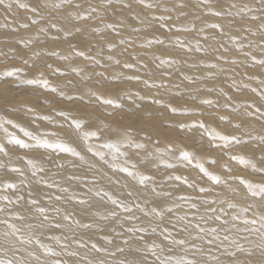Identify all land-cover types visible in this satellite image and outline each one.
<instances>
[{"label":"bare ground","instance_id":"obj_1","mask_svg":"<svg viewBox=\"0 0 264 264\" xmlns=\"http://www.w3.org/2000/svg\"><path fill=\"white\" fill-rule=\"evenodd\" d=\"M208 3H204V0H144L143 4L140 0H111V3L108 0H71L70 3H63L62 0H5L4 4L0 5V55H2L0 78L8 72H13L14 75H11L12 78L7 81V85L11 84L10 80L27 82L31 79L47 80L49 84L47 89L35 84L37 88L31 90L30 87L34 84L27 82L28 87L23 84L25 89L23 93L21 91L20 96L11 95L14 89L7 85L0 86V118L5 121L12 119L15 125L20 126L16 127L17 131L22 127L35 136H38L35 132L38 133L39 128L49 136L55 133V137L50 136L55 138L54 141H51V138V142L63 141L70 144L84 157L81 160L79 156L70 154L73 157L66 156L68 158L61 159L57 156V152V155L55 152L49 153L50 150L47 151L46 148L43 149L49 154L39 149L35 152L33 150V153L28 150L30 154L26 153L28 151L20 154V150L7 147V143L10 141V134L24 140L21 136L23 133L20 131L18 133L10 125L4 124V127L0 128V144L5 147L7 155L0 153V165H3L0 167V183L8 182L9 179L14 181L12 178L20 179V184H17L21 186L18 189L21 191L18 193L17 190L16 193L10 189L7 192H0V196L7 195L10 199H15L18 195H24L27 201L29 199L27 193L31 190L32 198L39 200L38 206L47 208L48 215L55 220H62V214L69 212L73 213L74 219L80 220L81 223L95 221L103 227V232L97 228L82 229L74 224L72 225L74 231H67L66 228L48 229L42 232L31 230V234L39 236L42 243L49 244L57 251L60 250V245L47 237L67 236L69 239L67 241L62 239L61 242H67L72 250L78 252V256L63 255L61 259L66 264H88L89 261L92 264H100L101 261L104 264H120V261L125 259L139 260L141 256L130 249L143 247L144 243L152 241L164 243L160 235L161 229L168 227L173 230L170 221H173L177 214L189 213L190 217L194 214L197 219L200 215H205L207 224L204 221L200 223L209 228L221 226V221L208 217L220 215L223 219L230 220L232 213L239 209H230L226 203H220L221 200L248 207L247 215L250 219L259 220L260 216H264V199L252 197L247 193L244 185L240 184L239 179L260 184L264 183V173L253 171L250 165L245 166L238 160L232 159L233 156L244 157L255 163L258 169L264 168V139H261L264 138V95H262L264 71L261 69L264 65L257 64L253 60V57L256 60L264 59V0H209ZM9 4L12 5L10 8L7 7ZM57 4L60 7H56ZM76 4L80 7L76 8ZM149 4L152 7H148ZM233 4L236 5L235 8L232 7ZM26 8L28 11H25ZM33 8L37 11L33 12ZM93 8L96 9L95 12L92 11ZM216 11L230 16L233 21H228L230 17L227 19L225 16L226 18L220 19L209 15ZM85 16L91 18L86 20L77 18ZM160 16L171 19L159 20ZM254 16L260 19L252 23L247 21V17ZM52 23H56L62 31L52 28ZM110 24L113 25L112 28L108 27ZM212 24L221 25L223 31L210 27ZM180 26L187 30L175 33L177 28H181ZM51 29L56 30L59 37H62L63 33L64 35L67 32L72 33L60 38L62 41H56L50 38ZM115 33H118V36ZM240 44H243V47H240ZM78 51H83L85 56L76 55ZM213 54L214 57L211 56ZM65 56L68 59H63ZM185 58L190 60L187 61ZM161 61H169L176 65V72L169 75L168 73L174 70L168 71L169 63H161ZM156 62L160 63L159 67ZM126 64L132 65L130 70L124 66ZM207 64L216 67L210 72L207 71L209 69ZM252 67H256V70L249 69ZM131 69L138 72H133ZM59 72L63 73V76L60 74L62 78L57 75ZM83 74H85L84 78ZM128 77H139V79H128ZM209 77H214V82L210 81ZM232 77L238 78L235 80L236 85L233 84ZM74 80L77 81L76 85L79 84L77 88H80H76ZM78 80L82 82L78 83ZM146 81L148 83H145ZM153 83L165 86L149 87V84ZM20 87L21 85L19 89ZM52 88L56 91H52ZM209 89L212 93H207ZM254 89L256 91H253ZM76 95L78 99L72 97ZM68 97L73 99L68 103L62 100ZM98 97L112 99L114 103L102 106V99ZM225 97H230L229 100L233 104ZM48 98L49 102H47ZM83 100H87L88 103L87 101L84 103ZM204 100H211L213 103L208 105L203 103ZM96 101L99 109L90 105L91 102ZM137 104L140 106H138L140 114L137 110H132ZM6 105H12L14 109L7 110ZM169 105L177 108V112L173 113ZM138 107L135 106L137 109ZM256 109L260 111L257 112ZM141 110L145 113L142 114ZM60 112L66 113L69 118L59 115ZM82 114L86 116L82 118ZM79 115L82 120L86 119L91 123L92 130L101 131L100 143V140L97 141L95 138L81 139L71 123L72 119L80 120ZM46 116L50 117V120L42 118ZM222 117L224 119H221ZM199 122H203L205 128H200ZM162 124H172L171 129L175 130L168 141H166L168 138H165L166 133L162 134L164 132ZM182 124L190 127L182 128L180 127ZM193 124L197 126L191 127ZM5 128L7 131L4 130ZM209 132L213 135L238 136L242 141L248 142L223 146L225 142L218 138L213 139L208 135ZM49 136L45 139H49ZM126 136L144 144L145 147L137 149L121 146V152H126L127 155L118 156L116 159L112 158L110 149L100 147L104 142L121 141ZM183 136L185 138H182ZM27 139L24 141L33 143ZM89 146L92 147L91 152L88 150ZM96 151L105 153L104 160L93 155ZM185 151L193 155L194 159L191 163L180 159L181 153ZM155 156H159V163H156L158 157ZM29 159L34 160L38 167H43L44 171L37 172V175L33 176L32 168L27 162ZM142 163H145L144 166ZM155 163L158 165H155L153 170L151 166ZM197 163L203 164L208 172L227 181V184H215L195 166ZM46 164H50L51 168ZM68 165L70 166L67 167ZM12 167L21 168L23 176L19 173L17 176L16 172L10 171ZM124 167L150 176L152 180L146 187L140 185L138 177L129 176L121 171ZM70 176H76L78 179L70 180L68 179ZM175 176H181L182 179L169 178ZM41 178L60 187H69L70 191L68 194H63L59 187L49 188L38 183ZM93 178L96 180L95 184ZM184 179H187L188 184L184 183ZM189 184L193 186L189 187ZM88 188H92L93 192H88ZM153 188L161 195L157 196L152 191ZM201 188L211 190L200 192ZM100 189L110 192L125 204L133 205L135 202L140 207H134V212L131 214L125 213L108 202L106 197L103 200L95 197L93 193ZM129 192L133 195L128 196ZM72 193L78 198L87 195L91 207L80 205L75 200L69 201L67 196ZM165 193H171V196L164 195ZM58 195H64L65 198L58 201L55 199ZM180 196L191 197L190 203H196L199 212L190 211L188 203L178 199ZM205 200H215L217 203L205 204L203 203ZM178 204H182V207L176 208L174 213L166 215L163 220L151 214L148 216L143 214L144 211L155 206L167 208ZM0 207L5 209L4 212H0V220L7 219L9 223H15L22 229L21 234L24 236L30 234L26 225L38 223L40 220L32 206L26 202L13 206L0 200ZM209 207L216 208L217 212L206 213L205 210ZM55 208H60L61 214L55 213L53 211ZM220 209L224 211L220 212ZM112 210L117 211V216L110 217L106 221H101L96 215L97 211L100 214H107ZM15 212L25 215L26 219L23 221L14 219L12 214ZM128 215H135L139 219L127 220ZM133 226H143L149 231L127 232V229ZM153 227L157 230L155 234L151 232ZM240 227L244 226L240 225ZM255 227L259 228V224ZM5 231H7L6 225L0 223V258L12 259L14 264H20V260H26L28 264H36V261L29 256V252H35L41 260L55 259V257H45L42 249L34 243L24 244L11 238L14 244L12 247L4 242ZM173 232L178 237L188 236V233H177L175 230ZM73 235L83 238L89 247L79 248L72 243ZM141 235L145 237L143 242L139 240ZM242 235L249 237L247 241L241 240V243L246 249L251 250L252 255L237 251L236 256L232 257L218 249L216 245L209 247L201 241L192 240L191 237L189 239L191 243L205 248V254L196 256L201 264H262L264 253L256 246L260 234L248 232ZM104 236L112 239L113 243L108 244L107 240L103 239ZM124 240H128L129 243L124 244ZM92 243L107 251L93 250ZM168 247L169 245L164 243L165 251L163 253L158 251L157 254L186 255L179 246H175L172 252L167 251ZM117 248H124L125 251H117ZM232 250L235 249H229ZM113 252L115 255L110 254ZM209 254L218 257V261L210 259ZM188 256L191 258V253ZM147 259L150 264L155 260L151 255Z\"/></svg>","mask_w":264,"mask_h":264},{"label":"snow or ice","instance_id":"obj_2","mask_svg":"<svg viewBox=\"0 0 264 264\" xmlns=\"http://www.w3.org/2000/svg\"><path fill=\"white\" fill-rule=\"evenodd\" d=\"M5 0H0V5H3ZM63 3H70L71 0H62ZM109 3H111V0H108ZM209 0H204V3H208ZM140 3L143 4L144 0H140ZM12 5L9 4L7 7H11ZM130 7V5H128ZM148 7H152L151 4L147 5ZM20 7H25V5H20ZM56 7H60L59 4L56 5ZM76 8H79L80 5L76 4ZM233 8L236 7L235 4L232 5ZM248 11H251V9H247ZM33 12L37 11V9L33 8ZM93 12L96 11L95 8L92 9ZM243 11V9H242ZM216 16H222L223 13L221 11H216L213 13ZM78 19H90V16H85V17H77ZM159 20H165L168 19L170 20L171 17L165 18L164 16H160L158 18ZM252 19H259V17H252ZM34 23L38 21H33ZM167 26V25H165ZM24 27H27V25H24ZM52 28L57 29V31H62L58 27L56 23L51 24ZM109 28H112L113 25H108ZM210 27L214 29H220L221 32L223 31V28L219 24H212ZM178 31L182 30H187L183 28H177ZM79 31V30H78ZM55 39V37H54ZM123 43V41H121ZM160 43H163V41H160ZM240 47H243V45H240ZM251 47V45H249ZM53 55H56V53H52ZM76 55L79 56H85V53L83 51H78L76 52ZM86 59H95L94 57H85ZM63 59H68L67 56L63 57ZM253 60L260 65H264V59L256 60L255 57H253ZM169 61H161V63H168ZM98 63V61H97ZM119 63V61H117ZM235 63V61H233ZM126 68H131V64H126L124 65ZM212 67H216V65H212ZM19 71V69H17ZM7 75L11 76L14 75L13 72H8ZM42 75V74H41ZM128 79H139V77H128ZM29 84H39L42 85L45 89L49 88V84L47 80H38V79H31L27 81ZM145 83H148L147 81ZM165 85L163 84H149V87H164ZM52 91H56L55 88L51 89ZM211 91V89H209ZM253 91H256L255 89ZM264 95V93H262ZM70 99L72 97H69ZM98 99H102V102L104 104L111 105L114 103L112 99H103L101 97H98ZM143 99V97H141ZM229 99H231L229 97ZM155 103H161V101H155ZM203 103L211 105L213 101L211 100H204ZM117 107H121L120 105H117ZM171 111L173 113L177 112V108L171 107L169 105ZM28 111H32V109H28ZM257 112L260 111V109H256ZM59 115L67 117V114L64 112H60ZM43 119H49L50 117H42ZM221 119H224L222 117ZM72 125L74 126L75 130L80 134L81 139L83 140H88L91 138H95L97 140L101 139V131L100 130H84V123L81 120H76L72 119L71 120ZM4 124H10L14 125L15 127H20L19 125H15L14 121L7 120L5 121L3 118H0V128L4 127ZM197 126L196 124L191 125V127ZM198 126L200 128H205V125L203 122H199ZM180 127H190V125H180ZM236 127H240V125H236ZM7 131V129H4ZM20 131L24 133L25 136L29 137L32 141H35V145L40 148H50V149H59L61 152L64 153H70L73 156H79L81 160L84 159L83 156L80 155L70 144H66L63 141H57V142H49L47 139H41L39 136L33 135L30 131L20 128ZM50 135H56L55 133H51ZM209 136H212L213 139L218 138L220 141H224L225 144L223 146H228L232 143L240 144V143H247L248 141H242V139L238 136H224V135H219L215 134L213 135L212 132L208 133ZM264 139V138H261ZM10 142L14 143L15 145H18L22 149H29L32 148L33 145L26 143L24 140L16 137L14 134H10ZM121 146L124 147H135L137 149L144 148L145 145L141 143H137L134 140L130 138V136H126L123 140L121 141H116V142H104L100 145L101 148H107L111 150V155L113 159H116L118 156H126V152H121ZM215 147H219L221 145H213ZM90 152L92 151V147L89 146L88 149ZM0 153H4L7 155L5 147L0 144ZM93 155L98 156L101 160H104L105 153L102 151H96L93 153ZM180 159L183 161H188L189 163L192 162L194 159L193 155L187 151L182 152L180 155ZM232 159L238 160L240 164L245 165V166H251L253 171H258L261 173H264V168H257L256 164L253 163L251 160H248L244 157H237L233 156ZM28 164L32 168V175L36 176L37 172H43L44 168L43 167H38L37 163L34 160L29 159ZM214 163V161H213ZM196 167L199 168V170L204 173L205 176H207L210 180H212L215 184L220 185V184H227V181L222 180L219 176L214 175L204 167L203 164L197 163L195 165ZM0 167H3V165H0ZM60 167H63V165H60ZM133 168H135V165H133ZM12 172L19 173L21 176H23V170L19 167H12L10 169ZM121 171L127 173L129 176L132 177H138V183L143 186H147V183L152 180V177L147 176V175H142L139 174L138 172L131 171L129 168L124 167L121 169ZM230 171V170H229ZM170 179H176V180H181V176H175V177H169ZM68 179L70 180H76L78 177L76 176H70ZM240 179V184L244 185V187L247 190V193H249L252 197H259L261 199H264V183L260 184H254L248 180H245L243 178ZM38 183H42L46 185L47 187H59V190L63 194H68L70 189L69 187H60L59 185H56L55 183H49L47 180H44L43 178L38 181ZM93 183H96L95 178H93ZM184 183L188 184L187 179H184ZM87 186V185H85ZM189 187H192L193 185L189 184ZM19 185L13 182H2L0 183V192H7L8 190H13L16 191L19 189ZM30 187V186H28ZM211 189H206V188H201L200 192H207L210 191ZM152 191L157 195H161V193L157 192L155 188L152 189ZM88 192H93L92 188H88ZM29 199L25 201V196L24 195H18L16 196L15 199H10L9 196L4 195L0 196V200H4L7 202L9 205L13 206H19L22 202H26L27 204L32 206V209L35 211V213L38 215L40 218L38 223H29L26 225L27 229L30 230V234L28 236L22 235V229L18 228L15 223H9L7 219L5 220H0V223H3L7 227V231L3 233L4 237V242L8 243L12 247H14V244L12 243L11 238H15L21 243L24 244H35L38 246L40 249H42V254L45 257H55V259H45L41 260V257L37 255L35 252H29V256H31L35 261L36 264H66V262L61 259L63 255H67L69 257H76L78 256V252L74 251L70 248V245L67 242H61L62 239L64 241H67L69 238L67 236H58V235H50L47 237V239L51 241H55L57 244L60 245V250H54L49 244L47 243H42L41 239L39 236L31 234V230H40L41 232L44 230L48 229H56V230H61V229H67V231H74L72 225H76L77 227H80L82 229H88L92 230L93 228H97L100 232H103L104 229L103 227H100L98 223L95 221L92 222H85L81 223L80 220L74 219V214L65 212L62 214V220L57 221L53 217H50L48 215V209L39 205V200L32 198L33 197V192L31 190L28 191L27 193ZM93 195L95 197L101 198L103 200L105 197L107 198L108 202H110L112 205H115L118 209H122L125 213H133L134 212V207H140L138 203H135L133 205L125 204L123 201L120 199L114 197L110 192L104 191L102 189L96 190ZM133 193L129 192L128 196H132ZM164 195L171 196V193H165ZM64 195H58L55 197L56 200H61L64 199ZM51 199V198H50ZM67 199L69 201L75 200L78 204L80 205H85L91 207L90 201L87 199V195L84 198H78L75 193H72L71 195L67 196ZM178 199L184 203H188L189 210H195V212H199V206L196 203H190L191 197L188 196H180ZM205 204H216L217 201L215 200H205L203 201ZM220 203L227 204V207L230 209H239L237 212H233L230 220L229 219H223L222 216L216 215L214 217H208V219H215L217 221H221V226H213V227H205L203 226L200 221H204L205 224H207V220L205 219V215H200L199 218L197 219L196 215H191L189 216V213H185L183 215L177 214L174 217L173 221H170L172 224V229L175 230L177 233H188L187 237H178L177 235H174L173 230H170L168 227H163L161 229L160 235L163 237V242L167 243L169 245L167 251L172 252L173 248L175 246H179L183 249L186 255L184 256H162L158 255V251L160 253H163L165 251L164 248V243H157L156 241H152L151 243H144L143 247H137L134 249H130V251H133L134 253L138 254L141 256V259L137 260L135 258L133 259H125L120 261V264H150L148 261L147 257L151 255L152 257L155 258L154 262L152 264H201V262L196 258L197 254L203 255L205 254V248L197 245L195 243H191L189 237H191L192 240L196 241H201L207 246L211 247L213 245H216L218 249L222 250L229 256L235 257L237 254V251L239 252H246L248 255H252V252L250 249H246L244 245L241 243V240L247 241L249 239L248 236L242 235V233H248V232H258L260 234L259 237V243L256 245L258 248L261 249L262 253H264V216H260L259 220L257 219H250L248 218V212L249 208L248 207H241L235 202H228L221 200ZM182 207V204L175 205L174 207H167L164 208L163 206H155L151 208L148 211H144V215H153L160 220H163L166 215L172 214L176 211V208ZM5 209L4 207H0V212H4ZM55 213L58 215L61 214V209L60 208H55L53 209ZM143 211V209H142ZM207 212H212L215 213L217 212L216 208L209 207L206 210ZM223 209H220V212H223ZM117 211L112 210L108 211L107 214H100L98 211L96 212V215L99 216V219L101 221H106L110 217L115 218L117 216ZM227 215V213H225ZM12 217L16 220L23 221L26 219L25 215L20 214L19 212H15L12 214ZM127 220H138L139 217L135 215H128L126 217ZM196 221V222H194ZM231 221V223H230ZM257 224H259V228L255 227ZM240 225H243L244 227H240ZM227 226V227H223ZM251 226V227H249ZM149 231L148 228L146 227H129L127 229V232L129 233H147ZM156 228L153 227L151 228V232L153 234L156 233ZM117 235H121V233H117ZM90 239V238H89ZM103 239L107 240L108 244H112L113 240L110 239L108 236H104ZM72 243H75L79 248H86L89 247V245L84 241L83 238H77L75 235L71 237ZM139 240L143 242L145 240L144 235H141L139 237ZM124 244H128V240L123 241ZM91 248L97 252H102V251H107L105 248L99 247L96 243L91 244ZM234 248L235 250L229 251V249ZM16 251H19V249H16ZM117 251L124 252V248H117ZM191 253V258H189L188 254ZM111 255H115V253H110ZM209 258L212 260L218 261V257L212 256L209 254ZM0 264H14V261L12 259H5V258H0ZM20 264H28L26 260H20ZM88 264H92L91 261L88 262ZM100 264H104L103 261L100 262ZM262 264H264V261H262Z\"/></svg>","mask_w":264,"mask_h":264},{"label":"rangeland","instance_id":"obj_3","mask_svg":"<svg viewBox=\"0 0 264 264\" xmlns=\"http://www.w3.org/2000/svg\"><path fill=\"white\" fill-rule=\"evenodd\" d=\"M239 1H240V0H239ZM245 1H250V0H245ZM208 4H209V3H208ZM153 10H155V9H153ZM25 11H28L27 8L25 9ZM208 11H209V10H208ZM212 13H214V12H211L209 15H210L211 17L214 16V18H215L216 15H214V14H212ZM222 16H223V18H222ZM222 16H221V17L216 16V17H218V18H220V19H224V18H226V17H227V19H228V17H230V16H227V15H225V14H223ZM225 16H226V17H225ZM248 18H249V17H247V21L250 22V23H252V22H254V21H258V20L260 19V18H259V19H251L252 17H250L249 19H248ZM177 19H178V18H177ZM179 19H180V17H179ZM179 19H178V20H179ZM181 19H182V18H181ZM216 19H217V18H216ZM232 19H233V18L230 17V19H228V21H229V20H230V21H233ZM35 20H36V19H35ZM85 20H86V19H85ZM79 22H80V21H79ZM180 27H181V26H180ZM181 28H182V27H181ZM75 29H76V27H75ZM51 30H52V32L49 33V35L51 36L50 38H53V39H54V37H55L56 41H62V39H60V38H62V37L64 38L65 36H69V35L72 33V32H71V33H70V32H67L65 35H64V33H63V36H62V37H59V34H58V32H57L56 30H53V29H51ZM172 30H173V29H172ZM175 30H176V29H175ZM63 31H64V30H63ZM53 32H54V34H52ZM170 32H171V31H170ZM176 32H179V31L176 30L175 33H176ZM180 32H182V31H180ZM180 32H179V33H180ZM55 33H57V34H55ZM171 33H174V31L171 32ZM51 34H52V35H51ZM115 34H116V36H118V33H115ZM57 39H58V40H57ZM67 41H68V40H67ZM67 41H65V42H67ZM123 41H124V40H123ZM212 41H213V40H212ZM0 42H1V41H0ZM63 42H64V41H63ZM213 42H215V40H214ZM47 43H48V42H47ZM240 45H241V44H240ZM242 45H243V44H242ZM0 47H1V46H0ZM228 47H229V46H228ZM196 52H197V51H196ZM215 52H216V51H214V53H215ZM176 53H177V52H176ZM179 53H183V52H179ZM186 53H187V52H186ZM197 53L200 54L199 52H197ZM157 54H159V53H157ZM216 54H217V53H216ZM180 55H182V54H180ZM211 56L214 57L215 55L213 54V55H211ZM1 57H2V55H0V59H1ZM156 58H157V57H156ZM159 60H160V59H159ZM185 60H187V58H185ZM189 60H190V59H188L187 61H189ZM211 60H213V59H211ZM215 60H216V59H215ZM217 60H218V59H217ZM158 62H159V61H158ZM158 62H156L157 64H156V63H155V64L159 67L160 63H158ZM168 63H169V62H168ZM161 65H162V64H161ZM207 65H209V69H207V71L210 70V72H211V71L213 70V67L210 66V64H207ZM168 66H169L168 71H170V70H174L173 72L168 73L169 75H171L172 73L176 72V71H175V67H176V65H174L173 63H169ZM168 66H166V67H168ZM170 68H171V69H170ZM173 68H174V69H173ZM255 68H256V67H252V68H249V69H252V70L254 71ZM127 69L130 70V68H127ZM259 69H260V67H259ZM261 69L264 71V67H261ZM131 70H132L133 72H136V71L138 72V70H135V71H134L133 69H131ZM252 70H251V71H252ZM255 70H256V69H255ZM168 71H167V72H168ZM137 72H136V73H137ZM256 72H258V70H257ZM206 73H207V72H206ZM253 73H254V72H253ZM253 73H252V74H253ZM60 74L63 76V73H62V72H61V73L59 72L57 75H59V77L62 78V76H61ZM232 74H233V72H232ZM5 75H7V74H5ZM5 75L1 76V78H0V86H1V87L4 86V85H7V84H6V83H8L7 81H8L9 79L12 78L11 76L9 77V76H5ZM53 75H55V74H53ZM84 75H85V74H83L82 77H83ZM25 76H26V75H25ZM5 77H6V78H5ZM53 78H54V76H53ZM63 78H64V77H63ZM83 78H84V77H83ZM210 78H211V77H209V79H210ZM213 78H214V77H212V78L210 79V81H212ZM221 78H222V80L224 79L223 77H221ZM6 79H7V80H6ZM237 79H238L237 77H235V78L232 77L231 80L233 81V84H234V85L237 84V83H235V80H237ZM49 80H50V79H49ZM218 80H220V78H219ZM224 80H225V79H224ZM206 81H207V80H206ZM12 82H13V83H12ZM14 82H15L14 80H13V81L10 80L9 83H11V84L7 85V87L12 88V90L14 89L13 91H11V95H14V94H15V95H19V94L21 93V91H22V93H23V92H24V89H25V88H24V85H25V84H26L25 86L28 87L27 82H24V81H22V82H21V81H17V82H15V83H14ZM23 82H24V83H23ZM74 82H75V86H76V88H77V86H78L79 84L76 85V83H77L76 80H74ZM80 82H82V80H80ZM80 82H79V80H78V83H80ZM213 82H214V80H213ZM16 84H17V85H16ZM23 84H24V85H23ZM11 85H13V86H11ZM20 85H21V87H22V88L20 87L21 90L19 89V86H20ZM32 85H33V84H32ZM72 85H73V84H72ZM15 87H16V88H15ZM230 87H231V86H230ZM232 87H233V85H232ZM35 88H37L35 85H33V86L30 87L31 90H33V89H35ZM78 88H80V87H78ZM78 88H77V89H78ZM231 90H232V89H231ZM17 91H18V92H17ZM12 92H13V93H12ZM209 92L212 93L211 91L208 90L207 93H209ZM175 95H176V94H175ZM19 96H20V95H19ZM72 97H73L74 99H76V98L78 99V98H79L78 95H76V96H72ZM121 97H122V96H121ZM73 98H71V99H73ZM225 98H226V97H225ZM71 99H69V97H68L66 100H64V99H62V100L65 101L66 103H68L69 100H71ZM226 99L229 101V103H232V102L229 100V98H226ZM43 101H45V100H43ZM49 101H50V99L48 98L47 102H49ZM84 101H87V100H83V102H84ZM141 102H142V101H140L139 103H140L141 106H142V103H141ZM84 103H85V102H84ZM86 103H88V101H87ZM96 103H97V101H96V102H91L90 105L92 104L91 106H93V107H97ZM100 103H101V102H100ZM44 104H46V101H45ZM101 104H102V106L104 105V103H101ZM232 104H233V103H232ZM102 106H101V109H102ZM104 106H105V105H104ZM135 106L138 107L139 104H137V105H135ZM135 106H134V108H135ZM6 107H7V110L14 109V107H13L12 105H6ZM139 107H140V106H139ZM139 107H138V109H137V108L134 109V108L132 107V110H133V111H134V110H137V113H138V112L140 111V110H139ZM221 107H223V106H221ZM97 108H98V107H97ZM98 109H99V108H98ZM14 111H15V110H14ZM101 111H103V110H101ZM141 111H142V112H141L142 114L145 113V112H143V110H141ZM135 112H136V111H135ZM137 113H136V114H137ZM138 114H140V112H139ZM85 116H86L85 114H82V115H81L82 118L85 117ZM78 117L80 118V115H79ZM11 120H12V119H11ZM80 120L84 123V130H87V129H88V130H92V129H91V125H90L91 123H90L88 120H86V119H83V120H82L81 118H80ZM7 125H10V124H7ZM168 125H169V124H162L163 130H164V132H163L162 134H165V133H166V134H165V138H166V139L168 138L166 141H168L169 139H171L170 137H172V135L175 133V130H174V129H173V130L171 129V128H172V126H171L172 124L169 125V126H168ZM10 126L13 127V129L16 130V132H18V133H20V132L23 133V132L20 131L19 129H18V131H17V128L14 127L13 125H10ZM170 126H171V127H170ZM85 128H86V129H85ZM39 129H40V130H39ZM39 129H38V133L35 132L36 135L41 136V138H42L43 135H44V136H45V137H43L44 139L47 138L46 136H49V134L46 135V133H44V132L42 131L41 128H39ZM229 129L232 130V128H229ZM19 131H20V132H19ZM40 131H42L43 133L40 132ZM40 133H41V134H40ZM21 136H23L22 138H24V140H26V139L28 138V139H27L28 141H32V140H30V138L27 137V136H26V138H25L24 133H23V135H21ZM50 136H51V135H50ZM50 136L48 137L49 139H47V140H49V142L54 141V140H55V138H53L54 135H53L52 137H50ZM163 136H164V135H162V138H163ZM166 136H167V137H166ZM54 137H55V136H54ZM43 138H42V139H43ZM51 138H52L53 140H52ZM182 138H185V137L183 136ZM182 138H181V139H182ZM50 139H51V141H50ZM92 139H93V138H92ZM22 140H23V139H22ZM96 140H97V139H96ZM163 140H165V139L163 138ZM97 141H99V140H97ZM32 142H33V143L28 142L29 144H30V143L33 144V147H32V148H29V149L18 148V147H19L18 145H15L14 143H11L10 141H8V143H7V147H9V148L11 147V149H14V150H20V152H21L20 154H22V152L25 153V151H28V150H29L30 152L32 151V153H33V150H34V152H35L36 150L39 149V151H43V152H47L48 150H50L49 153H52V154L55 152V155L58 154L57 156H58L59 158H61V159H63V158H68V157H70V158L73 157V156L70 155V153H69V155H68V153L61 152L59 149H52V151H51V149H49V148H46V149L44 148L45 150H47V151H44L43 148L37 147V146L35 145V143H34L35 141H32ZM100 142H101V139H100L99 143H100ZM26 143H27V142H26ZM53 143H54V142H53ZM13 145H14V146H13ZM35 146H36V147H35ZM15 147H16V148H15ZM17 148H18V149H17ZM42 149H43V150H42ZM29 151L26 152V153H29ZM58 151H60V152H58ZM56 152H57V154H56ZM146 152H148V151H146ZM37 153H38V152H37ZM47 153H48V152H47ZM49 153H48V154H49ZM29 154H30V153H29ZM61 155H62V157H61ZM63 155H64V156H63ZM170 155H171V154H170ZM66 156H68V157H66ZM155 157H158V160H156V161H157L156 163H159V161H160L159 156H155ZM61 161H63V160H61ZM136 162H138V161L136 160ZM136 162H134V163H136ZM165 162H167V160H166ZM165 162H164V163H165ZM156 163H155L153 166H151V168H152L153 170H155V168H154V167H156L155 165H158V164H156ZM142 164H143V166H144L145 163H142ZM146 165H147V168L150 169V166H148V164H146ZM213 165H214V164H213ZM46 166L49 168L51 165H50V164H48V165L46 164ZM69 166H70V165H68L67 167H69ZM50 168H51V167H50ZM56 169H57V168H56ZM57 170H58V169H57ZM16 175H17V173H16ZM17 176H18V175H17ZM12 179H14V181H13V180H12V181H13L14 183H16V184H17V183L20 184V182H21V181L19 182L20 179H19V180L17 179L18 181L15 180V178H12ZM9 180H10V179H9ZM9 180H8V182H9ZM12 181L10 180V182H12ZM15 181H17V182H15ZM19 184H18V185H19ZM19 186H20V185H19ZM20 188H21V186L19 187V189H20ZM12 191H13V190H12ZM16 191H17V190H16ZM16 191H15V192H16ZM20 191H21V190H20ZM20 191L18 190V193H19ZM16 193H17V192H16ZM213 208H214V207H213Z\"/></svg>","mask_w":264,"mask_h":264}]
</instances>
